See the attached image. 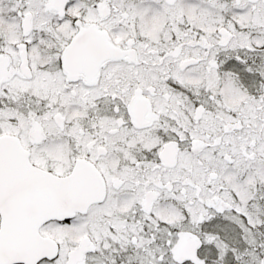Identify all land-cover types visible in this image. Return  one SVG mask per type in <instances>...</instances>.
Listing matches in <instances>:
<instances>
[{"label": "snow or ice", "instance_id": "6c2138e0", "mask_svg": "<svg viewBox=\"0 0 264 264\" xmlns=\"http://www.w3.org/2000/svg\"><path fill=\"white\" fill-rule=\"evenodd\" d=\"M0 264H264V0H0Z\"/></svg>", "mask_w": 264, "mask_h": 264}]
</instances>
